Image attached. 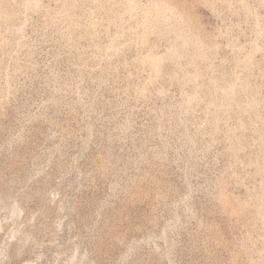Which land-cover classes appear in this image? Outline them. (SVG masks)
I'll list each match as a JSON object with an SVG mask.
<instances>
[{"label": "rangeland", "instance_id": "rangeland-1", "mask_svg": "<svg viewBox=\"0 0 264 264\" xmlns=\"http://www.w3.org/2000/svg\"><path fill=\"white\" fill-rule=\"evenodd\" d=\"M0 264H264V0H0Z\"/></svg>", "mask_w": 264, "mask_h": 264}]
</instances>
